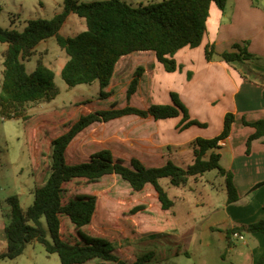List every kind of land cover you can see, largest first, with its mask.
<instances>
[{
    "label": "trees",
    "instance_id": "obj_1",
    "mask_svg": "<svg viewBox=\"0 0 264 264\" xmlns=\"http://www.w3.org/2000/svg\"><path fill=\"white\" fill-rule=\"evenodd\" d=\"M227 1L160 0L135 6L126 0H63L62 9L52 18L28 19L23 30L0 26V42L7 45L2 53L1 119L26 122L30 118V105L50 102L59 94L55 72L50 67L38 60L36 68L28 72L24 63L36 54L39 43L51 37L56 38L58 45L68 55L61 69L67 86L98 82L101 90L97 102L105 101L102 104H108L107 107H96L81 113L66 125L63 132L50 140V169L42 183L37 182V173L33 172L35 188L31 205L23 208L17 195L6 199L10 221L5 224L7 246L0 252V263L4 259H16L24 253L28 244L34 242L41 243L48 253L58 254L61 264H149L175 254L190 255L185 239L177 230L164 231L159 228L147 232H140L138 226L132 230L126 228L123 230L125 245L117 247L116 240L104 231L112 225V221L108 215L110 211L102 205L99 196L75 193L76 188L96 182L105 175L120 176L135 193L145 192L151 187L152 195L158 201L157 208L163 213L172 211L175 205L174 198L163 183L164 179L173 187H182L191 178L216 170L226 177L227 203L239 199L234 175L222 166V154L216 151L221 148L219 142L231 134L235 121L233 112L226 113L223 129L218 135L213 138L197 137L192 141L193 161L188 165H179L171 159L148 164L137 156L128 161L112 147L99 148L83 161L70 162L68 159L70 144L97 122H123V118L132 115L140 118L151 116L158 121L182 114L181 129L192 125L203 126L191 118L186 107L174 96L173 100L180 106L181 112L169 104L151 103L150 99L148 106L137 107L130 104V99L138 93L145 72L154 71L157 63L162 64L167 72L181 67L175 59L176 53L186 46L194 48L202 44L207 33L211 5L215 3L224 11ZM1 10L0 5V15ZM71 14L83 18L86 29L74 37H65L60 30ZM233 47L234 50L218 53L215 45L208 43L206 59L212 61L214 56H218L227 63L239 64L244 78H248L249 74L257 76L249 65L246 69L249 61L255 59L254 54L244 45L234 44ZM139 52H151L154 60L148 67L142 63L135 68L126 91L127 102L120 106L113 91L106 92L104 89L111 84L119 60ZM93 102L88 100V103ZM244 124L255 128L247 139L246 152L249 154L252 142L264 138V119L244 121ZM262 184H256L250 194ZM149 209L152 211L151 207ZM137 212L149 215L150 211L147 204L139 203L131 209L132 214ZM167 220L171 222L168 214ZM151 223L154 221L149 219L148 224ZM225 231L230 243L235 234L264 233V217ZM258 264H264V251Z\"/></svg>",
    "mask_w": 264,
    "mask_h": 264
},
{
    "label": "rangeland",
    "instance_id": "obj_2",
    "mask_svg": "<svg viewBox=\"0 0 264 264\" xmlns=\"http://www.w3.org/2000/svg\"><path fill=\"white\" fill-rule=\"evenodd\" d=\"M79 1L90 2L95 0ZM126 1L139 6L160 0ZM62 4L63 0H0L2 8L0 26L8 29L23 30L28 19L52 18L56 11L61 10ZM76 18V22H71ZM78 19L82 20L83 23H80ZM70 20L69 22L66 21L60 30L61 35L74 37L86 29L84 19L77 15H71ZM251 42L247 40L234 44L244 45L249 52L254 54L255 59L249 61V63L264 65V55L253 52L251 50ZM6 46L5 43L0 42V87L4 68L2 53ZM192 50L191 55L187 54L185 56L182 53L184 62L181 63L178 71L175 73H164L165 76L157 75L158 77L152 88L154 94L152 96V93H150L149 98L150 70H147L138 93L130 99L131 105L144 107L148 106V101L151 98V103L169 104L181 112L180 106L173 100L174 96L186 107L194 119L204 124L203 126L194 125L192 129L177 132L175 128L180 125L181 122L179 120H182V114L171 121L164 120L166 122L165 125L169 124L165 126L168 130L176 131L167 133L165 132L166 129L163 128L161 137L168 141L192 137L196 132L200 134V137L213 138L216 136L217 129L223 125L224 113L227 109V104L230 102L228 93L224 95L225 100L221 101L214 96V93H211L208 98L206 93L201 92V88L214 87L219 69L217 66L207 69L204 62L209 60L206 59L204 49L202 55H200L199 51H196L197 47L192 48ZM151 56H153L151 52H139L122 57L119 60L114 79L104 89L106 92L113 91L114 98L118 99L116 101L118 105L123 106L127 102L126 91L135 68L142 63L148 67ZM67 59L68 55L58 45L55 37L39 43L36 54L30 60L24 61L25 66L28 72H32L36 68L38 60H42L55 72V82L59 88V94L50 102L30 105L28 108L30 118L26 122L17 119L3 120L0 118V227L3 222L8 223L10 221V208L6 202L9 196L17 195L22 207L25 208L33 203L34 193L29 194L30 188H35L33 172L36 171L37 173V182L42 183L50 169V140L55 135L63 132L66 129V125L76 120L81 113H87L96 107H107L108 105L102 104L105 101L97 102L101 90L98 82L79 84L75 87L67 86L61 76V69ZM218 59L220 57L214 56L212 61H217ZM249 63L246 65V69H248ZM240 73H243V70H240ZM253 75L255 76V74ZM218 82H223L222 78ZM153 97H155V100ZM88 100L95 102L88 103ZM127 117L123 118V122L102 124L101 128L96 130L88 128L81 133L68 148L69 161L76 162L88 159L91 153L103 147L105 139H109V141H106V145L112 147L117 153L123 154V158L128 161L131 157L137 156L148 164L162 163L167 157L165 153H148L141 149L146 142L144 137L140 136V132L145 129L149 131L148 129H151L154 123L149 122L150 119H143L133 115ZM239 124L241 125V122ZM93 125H99L100 127L99 122L91 126ZM100 131L101 133L99 134ZM103 131L107 132V136L102 135ZM117 132L118 137L113 138L112 134ZM239 135L240 132L235 133L234 141L237 140L241 143L242 140H240ZM118 138L123 140V149L120 148L121 143L118 142ZM163 150L166 151V149ZM176 151L177 148H173L169 152L174 153ZM38 156L39 162H37ZM188 157H180L178 161L180 162L181 159L190 161V156L188 155ZM38 164L39 166H36ZM179 165L184 166L185 164L179 163ZM215 173V170L207 172L206 179L199 182L198 185L204 190L202 196L206 199L205 205L193 207L189 214L184 213L183 206L189 202L194 204V201L199 200L197 191L189 192L188 189L183 191L184 187H182L181 194L178 192L174 193L171 190L175 205L172 211L163 213L158 210L160 208H157L158 201L156 196L152 195L153 189L151 187L145 192L135 193L132 191L131 185L116 174L105 175L96 182L83 184L80 188L75 189V193L99 196L102 205L110 211L108 215L112 221V225L108 226L104 231L106 234L109 233L111 239L116 240L117 247L125 245L123 244V230L126 228L132 230L135 226L136 228L138 226L140 232H147L155 228L164 231L177 230L182 237L187 239L186 244L189 246L190 255L184 253L175 254L169 258L157 259L149 264H258L264 248H262V242L253 237V233L245 232L243 238L239 237L242 235L233 237L230 243L223 239L215 228L218 227L216 222L222 217H218L221 210L224 211L225 215L232 217L231 207H238L237 205H226V181H222L220 175L215 177ZM163 183L169 189L168 180L164 179ZM212 183L216 187L213 188L211 186L213 185ZM23 191H25V194H23ZM185 192L191 200L185 201L181 198ZM262 196V194L255 196L258 199L256 206L260 205ZM139 203L147 204L150 211L148 212L149 215L142 212L131 213V209ZM213 206H217L218 210L213 212ZM149 207H151L152 211ZM227 207L229 210H227ZM167 214L170 216L171 222H168ZM201 214L205 217L203 218ZM188 216H191L190 220H192L194 225L193 229L187 230L184 227L180 229V221ZM149 219L154 221L151 224L156 227L148 224ZM161 224L163 225L162 227H160ZM180 230H182L183 234L180 233ZM1 233L0 229V235ZM166 251L169 252L170 250L166 249ZM1 264H61V260L58 254H50L41 243L34 242L28 244L24 253L16 259H4Z\"/></svg>",
    "mask_w": 264,
    "mask_h": 264
},
{
    "label": "crops",
    "instance_id": "obj_3",
    "mask_svg": "<svg viewBox=\"0 0 264 264\" xmlns=\"http://www.w3.org/2000/svg\"><path fill=\"white\" fill-rule=\"evenodd\" d=\"M61 9H62V5H61ZM58 12L59 11H56V13ZM70 16L67 22L71 21ZM76 21L77 18L73 19L71 22H76ZM78 21L80 23H83L82 20L80 19H78ZM259 24H260V28H259ZM247 40L252 41L251 50L253 52H255L256 54L264 55V0H228L224 11H222L215 3H213L211 5L210 15L207 20V33L204 37L202 44L197 47L196 51H199L200 55H202L203 53L202 51L204 49V53H205V48L208 43L214 44L215 49L218 53H221L226 50L231 51L234 50L233 47L234 43L245 42ZM191 51H193L192 47L189 46H186L181 50H179L175 55V59L177 60V63L181 65V63L184 62V60L182 59V53H184L185 56L187 54L191 55ZM142 53H146V52H142ZM153 60H154V56H151L150 63H152ZM204 63L207 69L208 68L211 69V67L217 66V68L219 69V73H218V78L216 79L215 82L216 85L214 84V87L201 88L200 89L201 92L206 93L208 98L210 97L211 93H214V96H216V98H218V100L221 101L225 100L224 99L225 94L228 93L230 95V99H229L230 102L227 104V109L224 113V117L222 121L223 125H224L225 115L227 112H233L235 114V121L233 123L230 136L227 139L220 141L219 145L221 146V148L216 150L217 152H220L222 154V158H221L222 166L233 173L234 183L239 194V199L234 203L229 204L227 203L226 200V205L238 206V207H231L232 209L230 210L233 213L232 217L225 215L224 211L221 210L218 217L221 216L222 217L216 222V224H218V227H215L216 230L219 231V234L223 239L227 240L226 231H225L226 229L234 227L236 225H247L255 221H258L264 217V138L255 139L252 142L250 153L247 154L246 152L247 139L252 133H254L255 128L244 124V121L252 122L259 119H264V80L262 77L264 76V65H260V64L256 65L253 62L249 63L250 69H252L253 73L257 74V76L253 77L252 75L249 74L248 78H244L240 73L242 67L237 63H227L221 58L218 59L217 61H211V62L206 61ZM116 70H117V66H116ZM116 70L113 79L115 77ZM176 71L167 72L162 64L157 63L156 69L154 71L149 72V77H150L149 96L150 93H152V96L154 94L152 88L158 77L157 75L165 76L164 73H175ZM221 78L223 82L219 83L218 81L221 80ZM225 85H226V89H225ZM153 99L155 100V97H153ZM174 118H170L166 120L171 121ZM191 118H193L192 115ZM143 119H150L149 122L151 121L152 123H154V125L153 127H151V129H148L149 131L145 129L140 132V136L144 137V140L146 142V144L141 147L142 150H145L148 153H155V154H159V152H163L167 156L166 159H171L176 163L179 162L178 160L180 157L184 158V157H188L189 155L191 159L190 161H186V159H181L179 163L185 165L192 163L193 149L191 143L197 137H200V134L198 132L193 134L192 137H185L180 140L174 139L172 141H168L167 139L162 138L161 133L163 132V128L166 129L165 132L173 133L176 131L182 132L187 129H192L194 125L185 129H181L179 125H177L175 128L177 130L172 131L171 129L168 130V128L165 127L168 126L169 124L165 125L166 122H164V120L156 121L151 116ZM179 122H181V119L179 120ZM240 122L241 125L239 124ZM102 124H108V123H100V127L99 125L98 126L93 125L90 126L89 129L96 130L97 128H101ZM223 125H221L217 129L216 135H218L222 131ZM238 132H240L239 136H240V140H242L241 143L237 140L234 141L235 133ZM100 133L101 131L99 132V134ZM102 135L107 136V132L103 131ZM112 136L113 138L118 137V132L112 134ZM106 141H109V139L104 140L105 144L103 145V147H109V145H106L107 144ZM118 142L121 143L120 148L123 149L122 138H120ZM173 148H177V151L174 153H172L173 152L172 151L170 153L169 151L173 150ZM163 149H166V151H164ZM210 153L211 151H209L208 156L210 155ZM118 155L123 157V154L118 153ZM219 175L220 174L216 171L215 177ZM221 177H222V181L223 180L226 181L225 176H221ZM203 179L204 180L206 179V173L202 176L191 178L185 186H182L184 187L183 191H186L185 189H188L189 192H194V190L197 191L199 197V200L194 201V204H191L190 202L184 204L185 205L183 206V210L185 211L184 213L189 214L193 207L205 205L206 199L202 196L204 190L198 185L199 182ZM260 182H262L263 184L258 189V191L257 192L255 191L254 193L250 194V190ZM211 186H213V188L216 187L214 184ZM182 187H173L169 185L170 190L167 187L166 189L169 192V194L172 196L171 190L174 193L177 192L181 193ZM32 192L34 193V189H32L31 187L29 194H31ZM23 194H25V191H23ZM259 194H262L263 196L260 205L256 206L258 199H256L255 196ZM181 198L185 201L191 200L186 192L185 194L183 193ZM227 198H228V193H227ZM217 210H218L217 206L215 207L213 206L212 211L214 212ZM227 210H229L228 207ZM202 217L204 218L205 216L202 215ZM190 219L191 216H188L185 217L182 221H180V225H179L180 229L182 227H184L187 230L193 229L194 225L192 224V220ZM181 223H183L184 226L183 224L181 225ZM5 224L6 223L3 222L0 227L2 231L0 235V252L4 251L7 246L6 235H5ZM180 233H182V230H180ZM233 237L236 236L233 235L231 239ZM253 237L259 239L262 242V248H264V233H260V232L253 233ZM183 238L185 239V241L187 240L185 237Z\"/></svg>",
    "mask_w": 264,
    "mask_h": 264
},
{
    "label": "built area",
    "instance_id": "obj_4",
    "mask_svg": "<svg viewBox=\"0 0 264 264\" xmlns=\"http://www.w3.org/2000/svg\"><path fill=\"white\" fill-rule=\"evenodd\" d=\"M235 236H239L238 234H235ZM240 238H243V236H239Z\"/></svg>",
    "mask_w": 264,
    "mask_h": 264
}]
</instances>
